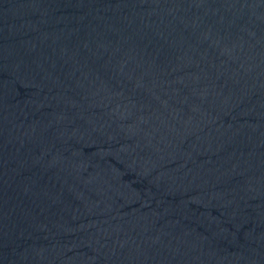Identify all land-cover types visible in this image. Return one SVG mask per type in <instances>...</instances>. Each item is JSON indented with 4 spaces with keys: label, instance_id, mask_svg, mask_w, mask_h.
Here are the masks:
<instances>
[{
    "label": "water",
    "instance_id": "obj_1",
    "mask_svg": "<svg viewBox=\"0 0 264 264\" xmlns=\"http://www.w3.org/2000/svg\"><path fill=\"white\" fill-rule=\"evenodd\" d=\"M0 264H264V0H0Z\"/></svg>",
    "mask_w": 264,
    "mask_h": 264
}]
</instances>
